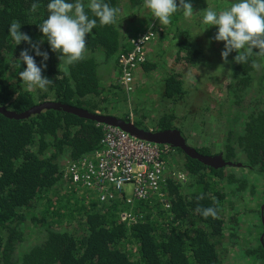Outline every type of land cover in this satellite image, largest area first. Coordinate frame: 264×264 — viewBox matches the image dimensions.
Instances as JSON below:
<instances>
[{"label": "trees", "instance_id": "16d2710c", "mask_svg": "<svg viewBox=\"0 0 264 264\" xmlns=\"http://www.w3.org/2000/svg\"><path fill=\"white\" fill-rule=\"evenodd\" d=\"M105 2L118 8L119 0ZM33 3L39 4L35 12L31 11ZM48 3L49 0H0V106L22 113L41 103L59 102L100 113L104 100L95 99L103 93L101 71L114 64L119 77L116 56L129 47V40L117 28L118 16L115 24L101 25L87 1L85 11L90 19H97V25L86 37L85 59L62 71L57 53L39 28L49 15ZM13 21L21 24V33L48 53L46 62L29 53L38 66L46 63L42 74L45 72L53 82L48 91L30 92L20 80V72L26 68L19 61L20 53L31 45H16L9 34ZM178 49L189 61L201 57L187 35L179 41ZM258 52L253 49L247 63L234 65L229 94L238 101L251 89L264 96V56H257ZM253 61L260 69L251 66ZM165 89L168 96H173L181 93L182 83L170 76L165 80ZM244 125L245 132L237 144L245 161L233 163L241 166L237 170L247 169L264 179V101L261 108L246 116ZM103 135V125L59 110H44L25 120H11L0 114V264H220L213 239L223 237L222 214L227 200L231 199L233 207L235 198L254 194V189L247 191L248 179L235 173L227 175L231 188L226 191L220 182L226 178L224 169L188 158L185 168L197 179L200 189L184 195L181 185L169 181L166 193L172 202L170 210L158 200L138 202L133 207L123 199L101 203L96 193L62 181L68 163H62L61 158L64 154L76 159L94 153ZM226 149L227 160L231 161L235 157L232 144H227ZM49 195L56 198L45 202L41 221H52L42 243L15 260L17 246L24 242L27 211L39 207V202ZM197 207L216 208L217 218H204L195 211ZM124 211H132L136 222H122ZM74 222L77 227L73 233L57 228L58 224L61 227ZM247 255L258 256L264 262V243Z\"/></svg>", "mask_w": 264, "mask_h": 264}, {"label": "rangeland", "instance_id": "374dc122", "mask_svg": "<svg viewBox=\"0 0 264 264\" xmlns=\"http://www.w3.org/2000/svg\"><path fill=\"white\" fill-rule=\"evenodd\" d=\"M87 1L89 0H83V3L85 4ZM186 2L192 3L194 15L185 18L183 11L179 10L172 15L170 24L165 26L161 25L152 12L145 8L144 0H119L120 11L117 28L126 39L130 41L138 33L151 28L156 29L157 36L145 50V62L135 71V92L128 94L118 87L117 72L114 69V64H111L108 70L101 71L100 83L103 93L95 101L104 100L102 103L104 110L100 114L117 118L126 117L131 122L153 128L155 122L172 110L177 112L178 118L173 120V125L177 126L181 123L179 117L182 115L176 107V103L178 101L189 103L194 100V104L197 107L205 108L206 114L213 120L208 145H212L216 151L228 154L226 146L232 144L235 157L231 161H245L242 149L237 144V137L243 128L242 120H238L242 114L246 115L253 110L256 105L252 103L253 101L258 100L257 98H264V96L256 89H251L243 99V103L237 107V111L229 103V88L233 85L234 57L238 53L231 52L227 63L222 59L221 52L225 48V43L213 39L218 28L204 24L202 13L207 7L220 12L230 8L237 0H186ZM177 3L179 6V0ZM183 35L189 36L200 50L201 57L198 60L189 61L186 54L178 49V43L183 39ZM28 51L30 54H35V50L31 46ZM56 53L58 58L62 55L60 52ZM59 62L61 63L60 69L66 71V65L63 61L61 62L60 58ZM42 75L51 80L45 72ZM170 76H175L182 83L181 93L177 92L173 96L166 94L165 80ZM30 92L41 94L45 90L33 88ZM195 111H198L197 108ZM232 112L235 113L233 120H231ZM236 112L239 115L238 119H236ZM198 138L204 141L203 137L195 136V140ZM63 160L61 159V161ZM62 163H67V161ZM224 171L226 178L220 180L224 190L227 191L231 188L227 184V175L235 173L248 179L247 191L250 192L254 189L255 192L253 195L247 196L246 194L247 197L245 196L243 199L235 198L233 207L230 204L231 199L227 200L224 219L230 221L226 223L223 237L213 239L220 257V264H259L258 256H248L247 254L250 250H258L260 246L259 238L262 235L260 214L264 209V179L247 169L240 171L227 168ZM193 190L196 191L197 186L193 187ZM49 198L55 199L56 197L49 195L41 203L39 202V207L27 211L29 221L23 226L24 242L17 246L15 255L17 259L15 260L20 259L33 246L42 243L46 228L52 221L49 220L46 224L42 222L43 220L41 221L46 211L44 209L45 202ZM76 227V222L70 223L68 226L66 223L61 227L59 224L57 226L59 229L72 233Z\"/></svg>", "mask_w": 264, "mask_h": 264}, {"label": "clouds", "instance_id": "9594fccd", "mask_svg": "<svg viewBox=\"0 0 264 264\" xmlns=\"http://www.w3.org/2000/svg\"><path fill=\"white\" fill-rule=\"evenodd\" d=\"M144 6L165 26L170 24L172 15L179 10L183 11L185 18L194 15L192 3L186 0H179V6L177 0H144ZM38 7V3H33L31 11L35 12ZM87 7L101 25L115 24L120 11L105 0H89ZM47 8L49 15L39 28L52 51L62 53L59 58L66 66L84 60L87 51L86 37L96 27L97 19L89 18L83 0H49ZM202 13L204 24L218 28L213 39L225 43L221 57L226 63L233 51L238 53L234 57L235 63L238 64L247 63L253 55V49H259V52L255 53L257 56H264V0H237L230 8L220 12L207 7ZM20 28L18 21H13L9 27V34L16 45L21 42L29 43L36 56H41L46 62L48 53L42 52L39 45L33 43L26 33L20 32ZM19 61L26 65L20 72V80L29 91L33 88L47 91L48 87L53 85L52 80L42 75L47 67L46 63L42 62V65L38 66L27 49L21 51ZM251 66L257 70L260 67L255 61ZM195 211L204 218H217V209L214 207H197Z\"/></svg>", "mask_w": 264, "mask_h": 264}, {"label": "built area", "instance_id": "2783aa9c", "mask_svg": "<svg viewBox=\"0 0 264 264\" xmlns=\"http://www.w3.org/2000/svg\"><path fill=\"white\" fill-rule=\"evenodd\" d=\"M155 31L140 32L129 41V47L118 55L120 76L117 84L128 94L134 91V73L146 60L145 50L155 40ZM103 138L97 150L69 162L63 179L69 185L96 193L101 203L123 199L126 205L158 200L170 209L167 182L174 172L166 173L164 154L167 145H159L134 137L125 131L103 125ZM167 174V175H166ZM127 224L136 222L132 211L121 213Z\"/></svg>", "mask_w": 264, "mask_h": 264}, {"label": "flooded vegetation", "instance_id": "af4514ba", "mask_svg": "<svg viewBox=\"0 0 264 264\" xmlns=\"http://www.w3.org/2000/svg\"><path fill=\"white\" fill-rule=\"evenodd\" d=\"M149 30L155 31L156 29L154 30L153 28H151ZM119 53L116 56V65H117V60H118ZM108 67L109 66H104L103 69L104 70H108L109 69ZM135 75H136V73H134V91H133V93L136 90V80H135L136 77H135ZM229 96H230V94H229ZM257 99L258 100H255V101L252 102V103L256 104L252 111L262 107L264 98H257ZM228 101H229V103L231 105H233V107L236 109V111H237V107H239L243 103V100L242 101H238V100H236L235 98H233L231 96L228 99ZM176 107L181 111V115H182V117L181 116L179 117L180 120H181V123L177 124V126L173 125V120L178 118L177 112L172 110V111H170L169 114L165 113L167 115L161 117L159 119V121L155 122L153 128H148L145 125L144 126L141 125L140 127L142 129L149 130V131H166V130H162L163 128H166V127H168L167 128L168 130H170V129H178L181 132L182 136L184 137L188 147L191 148L192 150H194L199 155H203V156L209 157V158H217L218 156H222V159L224 161L233 163V161L227 160L228 154H224L223 151H216L214 149V147H212V145L211 146L208 145L210 143V135H211V132H212L213 120L211 119L212 117H210L209 115L206 114L207 110L205 108L197 107L194 104V100H192L189 103H185L184 101H178L176 103ZM196 108L198 110L197 112L195 111ZM251 112H248V114L251 113ZM234 114L235 113L232 112L231 120H233L235 118ZM248 114H246V115L242 114V117L238 120V121L242 120V126H243L242 131L239 132L240 134L238 135V137L240 135H243L244 132H245L244 123L246 121V116ZM238 118H239V115L236 112V119H238ZM235 122H237V121H235ZM195 136L196 137H203L204 141H202V139H200V138L195 140ZM198 143H200V144H198ZM166 148H167L165 150L166 153L164 154L166 173L168 174V171L170 170L171 172H174V174H175L174 178L170 179L169 181H173V182H176L177 184L181 185L184 195H191V194L197 192L200 189L199 186L196 184L197 179L195 177L191 176V174H189L187 172V169L185 168V165L187 164L188 158L192 159V160H196V161H198V159L194 158V157H192L190 155L188 156L183 150H181L179 148H174V147H172L170 145H167ZM83 156H85V155H83ZM83 156H81L79 158H76V159H73V158H71V156H68V155L64 154L62 156V158H61V159H64V160L61 161V162H66L67 161V163H69V162L78 163L79 160ZM181 158H183V159H181ZM215 162H216L215 165L216 166L218 165V167H215V166L212 167L211 166L212 168L224 169V170L227 169V168H232V167H227V166L226 167H221L219 161L216 160ZM65 167H64V170H65ZM234 169H236V168H234ZM224 173H225V171H224ZM62 181H64L63 178H62ZM169 181L167 182V187H168ZM195 186H197V190L196 191L193 190V187H195ZM167 198L169 200L170 209H171L172 208V202H171V200H170V198L168 196V193H167ZM163 208L166 209V210H170V209L165 208V206H163ZM222 215L225 218L224 211H223ZM263 215H264V209H262V213L260 214L261 224L263 222ZM120 218H121V216H120ZM228 221H230V220H228V219L225 220V226H226V223ZM124 223H126V222H124ZM224 232H225V229H224L223 233ZM258 237H259V235H258ZM259 239H260V245L263 244L264 243V229H262V235H261V238H259ZM259 264H264V263L259 262Z\"/></svg>", "mask_w": 264, "mask_h": 264}, {"label": "water", "instance_id": "95a60500", "mask_svg": "<svg viewBox=\"0 0 264 264\" xmlns=\"http://www.w3.org/2000/svg\"><path fill=\"white\" fill-rule=\"evenodd\" d=\"M44 110L63 111L65 113L73 114L82 119L93 121L98 125H108L117 127L134 137L146 140L148 142H152L159 145H170L174 148H179L183 150L188 156L190 155L194 158H197L198 161L210 167H218V165H215L216 160L220 162L221 167H241L239 164L224 161L222 159V156H218L217 158H209L203 155H199L194 150L188 147L184 137L178 129H170L166 131H149L142 129L134 122H131L126 119L117 118L111 115H103L100 113H91L87 110L76 108L70 105L61 104L59 102L41 103L22 113H16L8 110L4 106H0V114L11 120H25L31 117L32 115L40 114Z\"/></svg>", "mask_w": 264, "mask_h": 264}]
</instances>
